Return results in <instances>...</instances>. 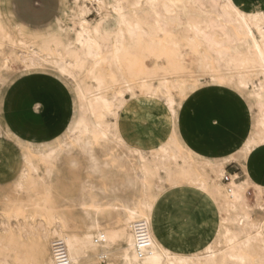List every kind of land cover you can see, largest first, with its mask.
I'll return each mask as SVG.
<instances>
[{
	"label": "bare ground",
	"instance_id": "6f19581e",
	"mask_svg": "<svg viewBox=\"0 0 264 264\" xmlns=\"http://www.w3.org/2000/svg\"><path fill=\"white\" fill-rule=\"evenodd\" d=\"M72 1L78 7V19L72 28L73 40H69L67 34L63 33L65 28L56 36L41 39L30 38L21 33L12 34L2 22L3 9L0 4V78L2 79L1 74L12 69L16 62H20L25 71L52 66L59 74L69 77L75 83L81 101L79 117L70 130L73 142L77 146L92 130L93 122L101 126L107 124L105 116L113 104L102 91L110 86L122 84L127 85V90L132 91V86L128 83L141 81L139 88L146 93L161 94L160 98L169 114L173 111L169 101L174 103L175 138L171 143L168 141L159 146L154 155L141 151L142 159L139 162L136 159L133 161L134 158L120 161L116 154L110 153V156L115 158L113 164L124 166L125 174L130 179L121 193L137 190L138 183L142 184L137 177L145 174L149 177L147 191L150 184L152 186L153 177L159 182L169 176H180L191 186L195 188L198 186V189L212 197L219 211V225L215 236L204 243L199 251L190 253L176 251L164 245L157 228L151 229L147 226L150 249L139 259L134 251L131 226L137 220H144L140 208L142 204L140 197L145 194L144 190L140 189L139 197L114 202L109 197L110 193H114L113 187H100L97 189L100 196L88 195L80 199V208L88 220L83 233L90 237L91 256L96 264L100 263L95 256L98 260H102L101 257L107 258V253L119 241H124L125 244L120 249L121 264H173V262L178 264L180 261L185 264H264V231L258 226L261 221L253 219V207L248 202V190L254 189L257 195L255 200L262 211L264 201L260 198L264 191L246 170L248 155L257 147L264 145V69L260 66L264 48L256 47L260 43L259 40L254 39L251 42L249 40V37H256L255 33L259 37L264 29V24L259 20L264 12L247 14L233 5L240 12L237 19L225 8L217 7L225 0H155L160 5L165 3L181 5L168 9L148 8L145 5L149 0L109 2L93 0L97 4L99 15L103 12L110 13L121 23L120 35L108 46L107 43L98 41L91 31V22L86 19L89 12L86 0ZM8 2L5 0V12L9 16L11 12L7 8ZM191 12H197L199 15L195 17ZM175 21L178 27L183 26L187 29L185 30L187 34L177 36L172 32L171 24ZM202 46L208 47L216 54L213 62L221 64L226 71L253 68L258 69V74L262 76L257 85L253 86V90L246 94L252 96L255 103L248 102L251 130L240 147L235 149L243 155V163L231 159L226 161L224 157H199L191 152V149H187L185 142L178 136V110L188 95L184 93L190 84L186 80L170 78L185 73L193 59L202 69H212L211 58L208 52L200 50ZM150 59H154L155 62L148 63ZM160 60L164 61L165 65H157L156 61ZM79 75H84L88 81H78ZM222 76L221 74V77H213L212 82L234 85L239 92L248 90L251 84V79L240 73L235 83L232 77ZM149 77L158 78L154 88L144 82V79ZM171 91H176V96H173ZM240 95L244 98V94ZM121 96V91L114 96L120 102L119 106L122 105L119 99ZM50 151L39 153L44 163L51 159L48 155ZM178 159L182 161L181 165L176 163ZM231 164L242 168L245 178L239 180L237 174H232L230 181L224 183L226 167ZM32 170L37 169L32 166ZM89 188L95 189L93 186ZM37 207L40 210L38 214L41 217L40 222L44 226L42 229L49 231L37 237V254L40 264H54L47 242L48 235H52L51 242L60 240V236L67 229L62 223L59 228L55 226L63 217L58 216L51 205L42 203ZM105 207L113 209L118 216L115 221L116 227L102 223L100 213ZM0 224L7 226L5 221H1ZM111 233H119L121 239L115 242L100 239L102 235L108 236ZM95 239L100 242L95 243ZM99 250L102 253L96 254ZM3 264L8 262L3 260Z\"/></svg>",
	"mask_w": 264,
	"mask_h": 264
},
{
	"label": "rangeland",
	"instance_id": "374dc122",
	"mask_svg": "<svg viewBox=\"0 0 264 264\" xmlns=\"http://www.w3.org/2000/svg\"><path fill=\"white\" fill-rule=\"evenodd\" d=\"M8 1L9 2L7 4V8H9L11 12V2L10 0ZM106 1L109 2L111 0ZM0 4L3 9L2 22L5 28L12 34L21 33L30 38L41 39L56 36L60 34L63 28H65V32L63 33L67 34L69 40H73L74 32L72 28L78 19V7L72 0H63L62 11L59 15V18L57 19V23L48 31L32 30L30 28L21 26L20 22L15 16H13L12 13H10L9 16L6 14L5 0H0ZM85 4L89 9L88 14L86 15V19L91 22V28L93 30L94 36L103 42H107L109 46L110 41L115 39L122 30L119 19L107 12H103L99 15L97 4L93 0H86ZM192 14L195 17L199 15L197 12H194ZM176 24H178L177 21L171 24V30L175 35L181 36L187 34L185 31L187 30L186 28H184L183 26L178 27V25ZM255 36L258 37L256 33ZM200 50L208 52L211 58L210 62L212 63V69H202L196 63V60L193 59L191 60V64L188 66L185 73L173 75L170 78V80H186L188 84L196 83L201 79L207 81V83L199 85V92L203 90L206 91V104L201 102L200 97H197L198 101H196V104L199 108L197 112L193 107H190L188 105L190 100H196L192 99L191 97L193 96V93L197 91V89L189 91L187 97L182 101V106L178 110L179 113L177 121V133L181 140L185 142L187 149H191L190 151L197 154L199 157H221L223 156V153H226L229 151V149H231V145L240 143L249 134L251 130V117L248 112V102L254 104L255 99L252 96H248L245 94H247L248 91L253 90V86L257 85L258 80H261L262 76L258 74V69L253 68L226 71L221 64L219 65L216 62H213L216 58V54L213 51L209 50L206 46H202ZM150 60L151 61H148V63H152L154 61V59ZM156 64L165 65V62L160 60L156 61ZM238 73L251 79L249 89L246 91L240 90V92L245 93H240L236 89V87H234V85H230L228 83L218 84L212 82L213 77L218 78L217 76L221 77L222 74V77H232L234 80L233 83H235ZM43 74H48L56 77L67 87L69 93L72 95L71 114L68 118L63 132L55 140H50L43 143H24L18 139L16 140L18 145H21V148L23 149L22 158L27 161V183L32 186V191L29 192L28 189L25 188V190L23 191L12 193L7 190L5 186H0V222H7V226L5 227L0 224V261L3 262V260H5L8 262V264H40V260L37 254V237L49 231L42 229V227L44 226L40 222L41 217L38 216V214L40 213V210L37 207L38 204L47 203L51 205L54 208L55 213L61 217H64L65 214H73L79 217L80 224L84 232L86 230V223H88V220L86 215L80 208L81 197H86L88 195L100 196L97 190L98 188L111 186L109 183H106L95 174H93L91 178L85 176V179L88 180V183L81 188L78 203L73 202L68 197L62 198L58 193L47 195L43 191V185L44 183H46L44 177L48 169L47 163H44L39 153L55 150L56 148L64 151L67 149L68 145H72L73 149H77L79 147L73 142V139L71 137L72 134L70 132L74 122L79 117L80 104L77 105L74 98V94L77 93L76 85L69 77L59 74L52 66H42L30 71H25L23 65L20 62H16L15 64H13L12 69L3 72L1 74L2 79L0 78V86H2L5 81H9L8 87L5 89L3 94H0L1 104L3 96L8 90H11L13 86L17 85L18 83H22L23 79H25L27 76H38ZM77 80L88 81L87 79H85L84 75L77 76ZM157 81L158 78L155 77L144 79V82L150 84L152 88L156 86ZM140 83L141 81H130L128 84L132 86V91L127 90V85L125 84L119 86H110L109 88L102 91L103 95H105L112 101L113 107L111 109H115V113L114 115H112V117L108 114L105 116L106 123L110 121L112 127L118 128L119 123L123 121H139L147 119V121L153 123L152 126L154 128L160 130L161 125L168 122L169 112L162 99L160 98L161 94L154 95L151 93H146L145 90L139 88ZM118 91L122 92V96L119 98L121 99L122 104L120 106V102L114 98L115 94ZM171 94L173 96H176L177 93L176 91H171ZM240 94H244V98ZM235 102H237L239 106H241V116L238 117L237 115L239 113V110H236L231 105V103ZM127 105H131V107L128 108ZM222 121H225L226 124L222 125ZM190 123L194 124L193 128L190 127ZM3 133L11 135L6 126H0V136H2ZM216 140H219L224 146V149H222V151L215 145ZM62 142H64L63 145ZM167 142V139L161 140L160 137L157 136L155 139V144L157 145V147H150L146 150H143V152L146 151L145 153L154 155L157 152L159 146H162V144L164 145ZM108 155L110 156V153ZM110 157L111 159H105L103 163L118 166L117 164H113L115 158L113 156ZM133 161L136 160L133 159ZM176 163L178 165H181L182 161L178 159ZM32 166L37 170L33 171ZM194 167L196 166L194 165ZM236 167L243 172L242 168L238 166ZM225 175H228L227 170L224 174V177ZM244 178L240 176L239 180H242ZM56 182V176L54 174L50 175L47 183L56 184ZM89 186H93L95 187V189L91 190ZM151 187L152 186L150 184L149 191L151 190ZM261 187L264 189L263 186ZM140 192V189H137L135 191H127L125 193H121L120 195L110 193L109 197L112 198L115 202L139 197ZM255 199L257 200V195L254 189L248 190V202L249 205L253 207V219L255 221H261L262 217H264V211L258 208L257 201ZM260 199L264 201V194ZM159 210L160 208H157V214L160 212ZM100 217L103 219L102 223L104 225L116 227L115 221H117L118 216L115 214V211L113 209L105 207L101 210ZM216 219L214 221V231L215 227L217 226ZM28 225L31 226L29 227ZM93 234L95 236L96 231H94ZM51 240H53L52 235L49 234L47 238V242H49V250ZM170 240V244L168 245L175 250H178L180 244H184V242L177 243L173 240V237H171ZM196 240L200 243V245L195 251H199L203 244V238H198ZM124 246V241H119L107 253V258H105L104 260H98L95 256V259L100 264H108L109 262L113 264H121L120 249ZM99 253L102 252L99 250L96 254Z\"/></svg>",
	"mask_w": 264,
	"mask_h": 264
},
{
	"label": "snow or ice",
	"instance_id": "6c2138e0",
	"mask_svg": "<svg viewBox=\"0 0 264 264\" xmlns=\"http://www.w3.org/2000/svg\"><path fill=\"white\" fill-rule=\"evenodd\" d=\"M24 3L27 15L26 22L37 30L42 31H48L51 27L55 26L57 23L56 17L60 15L63 7V0H24ZM145 6L152 9L181 7V5H170L168 3L160 5L155 0H149ZM134 7H137V5H134ZM217 7L225 8L237 19L240 17V12L233 6L230 0H225L223 4L217 5ZM259 20L264 24V13L260 15ZM254 39L260 41L256 45L258 49L264 48V29H262L259 37H249L250 42ZM260 66L264 69V55L260 58ZM204 83H207V81L201 79L196 83L188 85L184 94L187 95L189 91L197 89L191 97L195 99L200 94L199 85ZM8 84L9 81H5L0 86V94H3ZM74 98L76 104L79 105L81 102L79 94L75 93ZM169 103L172 104L173 111L168 116V122L163 123L160 130L154 128L152 123L147 121V119L123 121L119 123L118 128L112 127L110 121L104 126L93 122L92 130L88 132L84 140L79 141L77 149H73L72 145H68L64 151H61L59 148L50 151L48 155L51 159L47 163L48 171L44 177L46 183L43 185L45 194L58 193L62 198L68 197L73 202L78 203L81 188L88 183L85 176L91 178L95 174L113 187L115 195H120L130 182L129 177L125 174V167L106 164L103 161L111 159L108 154L114 153L120 161L134 158L139 162L142 159L141 151L150 147H157L155 144L157 136L161 140L167 139L171 143L175 138L176 117L174 103L172 101H169ZM114 113L115 109H111L108 115L111 116ZM15 143L12 140L7 145L10 151V163L5 164V154L0 153V178L7 179L8 183L4 186L12 193L23 191L25 188L31 192L32 186L27 183V161L19 155ZM237 147L239 148V145ZM223 157L226 161L231 159L243 163V155L236 150L229 149L228 152L223 153ZM53 174L57 179L56 184L47 183L49 176ZM137 180L142 181V184L138 183V189H143L145 192L140 197L142 200L140 208L144 214V221L149 228L156 229L160 226L156 210L164 204H167L171 210L168 222L174 231V241L179 243L182 239H186L188 234L198 227V220L192 221L190 224L184 223L188 220V210L192 204V197L200 195L198 186L194 190L189 182L180 176H169L159 182L153 177L151 190L147 191L148 175L145 174L142 177H137ZM149 216H151V220H149ZM61 223L67 231L60 236V244H66V247L58 249L56 264H96V261L91 256L92 244L90 243V237L84 235L80 218L73 214H65L63 219L55 226L59 228ZM258 226L261 231H264V217H262L261 223ZM100 239H110L115 242L121 239V237L119 233H111L108 236L102 235ZM61 252H63L64 258L61 257ZM81 256L82 258H80ZM0 264H3V262L0 261ZM173 264H177V262H173ZM178 264H185V262L180 261Z\"/></svg>",
	"mask_w": 264,
	"mask_h": 264
},
{
	"label": "crops",
	"instance_id": "0c3cea01",
	"mask_svg": "<svg viewBox=\"0 0 264 264\" xmlns=\"http://www.w3.org/2000/svg\"><path fill=\"white\" fill-rule=\"evenodd\" d=\"M10 2L12 9L11 13L20 22V25L32 30H37L26 22L27 15L25 12L24 0H10ZM231 2L235 7L247 14L264 12V0H231ZM58 18L59 15L56 17V20ZM91 31L93 33L92 28ZM118 36L116 38H118ZM115 39L110 41V43ZM97 40L102 43H107L99 39ZM199 93V96L195 98L196 100H190L188 103L196 112L199 109L196 104V101H198L197 97H200L201 102L206 104V91L203 90ZM71 105L72 95L69 93L67 87L56 77L48 74L27 76L23 79L22 83H18L13 86L11 90H8L3 96L0 104V126H6L11 133V135L3 133L2 136H0V153L5 154V164L10 163V151L7 147L9 141L14 140L16 142L18 139L24 143H43L57 139L63 132L71 114ZM131 105H127V107L130 108ZM231 105L236 110H239L237 117L241 116V106H239L237 102L231 103ZM221 124H226V122L222 121ZM193 125V123H190L191 128H193ZM241 142L231 145V149H237L238 145L240 147ZM215 145L219 147L221 151L224 149V146L219 140L215 141ZM15 147L22 157L23 149L21 146L16 142ZM221 157L214 156L210 158ZM226 170L228 176H230V174H237L239 178L240 176L244 178V173L233 164L227 166ZM246 170L257 184L264 187V145L258 147L248 156ZM7 183L8 181L6 178H0V186H4ZM193 189L195 190L196 188L193 187ZM198 190L200 195L192 197V204L188 210V220L184 222L190 224L192 221L198 220V227L190 232L186 239L180 241V243L184 242V244H180V247L176 251L186 253L193 252L200 245L196 239L203 238L202 243L204 244L211 240L216 234L219 225L217 204L207 193L200 189ZM159 208L160 212L158 216L160 226L157 227V232L164 245L171 248L168 245L171 241L170 238L174 235L173 228L168 222L169 212L171 210L167 204L161 205ZM215 219L217 220V226L214 231Z\"/></svg>",
	"mask_w": 264,
	"mask_h": 264
},
{
	"label": "built area",
	"instance_id": "2783aa9c",
	"mask_svg": "<svg viewBox=\"0 0 264 264\" xmlns=\"http://www.w3.org/2000/svg\"><path fill=\"white\" fill-rule=\"evenodd\" d=\"M224 182L230 181V176L225 175ZM131 230L134 235V251L136 256L141 259L143 258L150 249V238L148 233V227L144 220H137L132 223ZM100 240L95 239V243H99ZM143 245V247H141ZM66 247L60 244V240H55L50 243V252L53 263L56 264V256L58 249ZM61 257H63V252H61ZM103 258L102 260H104Z\"/></svg>",
	"mask_w": 264,
	"mask_h": 264
}]
</instances>
